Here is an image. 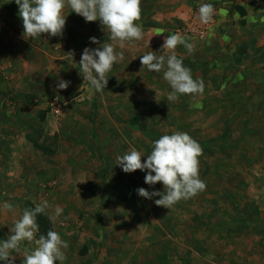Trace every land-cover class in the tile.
Instances as JSON below:
<instances>
[{"label": "rangeland", "instance_id": "rangeland-1", "mask_svg": "<svg viewBox=\"0 0 264 264\" xmlns=\"http://www.w3.org/2000/svg\"><path fill=\"white\" fill-rule=\"evenodd\" d=\"M203 3L215 9L209 25L197 19ZM141 9L144 37L116 49L124 59L100 92L79 68L85 48L111 42L99 20L66 8L62 36L25 40L15 0H0V241L47 201L48 213L62 211L55 222L38 215L36 238L58 232L63 264H264V30H249V0H141ZM174 33L194 45L175 51L205 91L168 102L163 72H141V56L162 54ZM176 131L201 145L206 188L167 209L137 193L164 186L125 173L117 157L135 147L146 162L153 141ZM35 247L22 242L14 264Z\"/></svg>", "mask_w": 264, "mask_h": 264}, {"label": "clouds", "instance_id": "clouds-1", "mask_svg": "<svg viewBox=\"0 0 264 264\" xmlns=\"http://www.w3.org/2000/svg\"><path fill=\"white\" fill-rule=\"evenodd\" d=\"M19 7L18 16L22 19L25 40L38 39L42 34L52 37L62 36L66 25L64 11L70 8L71 12L83 17L86 22L100 21L111 42H105L96 49L85 48L79 63L84 82L96 91L102 92L108 85L107 74L114 65L124 59L126 47L134 46L144 37L143 27L139 23L142 17L141 0H15ZM215 9L212 4L203 3L198 8L197 19L203 25L213 22ZM91 43L99 44L95 38ZM150 45V43H149ZM183 45L189 54L194 51V45L179 33L168 35L161 47L162 54L147 52L141 56V72L147 69L150 72H163V80L170 86L167 94L168 102H176L181 96L193 98L202 96L205 84L202 79H194L191 70L184 66L183 58L178 57L176 49ZM68 81L60 79L58 90L69 87ZM159 93L156 92L158 101ZM201 145L188 133L176 131L162 135L152 143V150L147 155L146 162H142L143 155L135 147L129 152L117 157L118 166L125 173H134L137 170L146 172L145 183L154 186L161 183L164 192L150 193L144 188L137 190L140 197L153 199L157 206L171 209L181 200L191 199L204 191L206 184L199 176V157L202 156ZM154 173V175H153ZM4 209L13 211V206L4 204ZM51 206L47 201L37 204L32 209H25L22 216L11 227V235L5 241H0V261L14 264L16 258L13 252L21 251L22 242L36 247L25 251L23 264H63L66 259L62 249L68 243L61 239L58 232L49 230L46 235L36 238L39 231L38 215L44 214L55 222L61 209L57 206L53 213L46 210ZM142 226V225H141Z\"/></svg>", "mask_w": 264, "mask_h": 264}, {"label": "crops", "instance_id": "crops-1", "mask_svg": "<svg viewBox=\"0 0 264 264\" xmlns=\"http://www.w3.org/2000/svg\"><path fill=\"white\" fill-rule=\"evenodd\" d=\"M249 30H264V0H249Z\"/></svg>", "mask_w": 264, "mask_h": 264}, {"label": "built area", "instance_id": "built-area-1", "mask_svg": "<svg viewBox=\"0 0 264 264\" xmlns=\"http://www.w3.org/2000/svg\"><path fill=\"white\" fill-rule=\"evenodd\" d=\"M198 34L203 37L205 35V32L203 30L199 31Z\"/></svg>", "mask_w": 264, "mask_h": 264}]
</instances>
